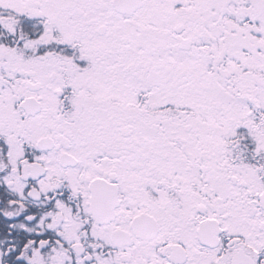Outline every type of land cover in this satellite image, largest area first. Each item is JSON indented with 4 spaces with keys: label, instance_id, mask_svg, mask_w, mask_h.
Returning a JSON list of instances; mask_svg holds the SVG:
<instances>
[{
    "label": "snow or ice",
    "instance_id": "snow-or-ice-1",
    "mask_svg": "<svg viewBox=\"0 0 264 264\" xmlns=\"http://www.w3.org/2000/svg\"><path fill=\"white\" fill-rule=\"evenodd\" d=\"M0 264H264V0H0Z\"/></svg>",
    "mask_w": 264,
    "mask_h": 264
}]
</instances>
